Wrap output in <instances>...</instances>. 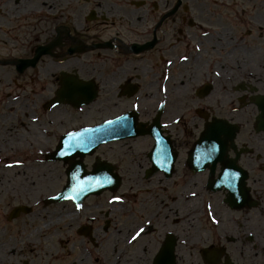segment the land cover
<instances>
[{"label":"flooded vegetation","instance_id":"af4514ba","mask_svg":"<svg viewBox=\"0 0 264 264\" xmlns=\"http://www.w3.org/2000/svg\"><path fill=\"white\" fill-rule=\"evenodd\" d=\"M70 81L84 90L69 95ZM5 83L3 103L42 138L18 148L44 152L48 175L0 203V264H264V0H0ZM217 120L237 127L199 145ZM109 121L137 136L47 159ZM96 161L118 188L49 201Z\"/></svg>","mask_w":264,"mask_h":264},{"label":"bare ground","instance_id":"6f19581e","mask_svg":"<svg viewBox=\"0 0 264 264\" xmlns=\"http://www.w3.org/2000/svg\"><path fill=\"white\" fill-rule=\"evenodd\" d=\"M5 114L7 115L9 124H6L3 129V138L7 137L8 147L12 149V153L16 154V150L14 149V140L18 143L22 142H41L42 138L37 134L35 120H30L25 123L21 121L18 117L17 109H16V101L8 100L5 105ZM7 123V121H6ZM22 150V149H21ZM25 168L19 167L17 161L7 160V162L2 165L0 171V184H3L5 190L7 192L16 193L17 189L29 187L31 182L34 181L33 174L24 170ZM39 172V173H38ZM48 175V168H44L42 165V169L37 170L36 176H44ZM40 179V178H39ZM40 181V180H37ZM2 186V189L4 190Z\"/></svg>","mask_w":264,"mask_h":264},{"label":"rangeland","instance_id":"374dc122","mask_svg":"<svg viewBox=\"0 0 264 264\" xmlns=\"http://www.w3.org/2000/svg\"><path fill=\"white\" fill-rule=\"evenodd\" d=\"M20 6H24V3L21 2ZM5 82H10V80L6 79ZM12 86L13 85H11V84L5 83L0 87V171H1L2 165H4L7 162V160L12 159L14 161H17V164L19 165L20 169L26 167L25 170L28 171V169H27V167H28V168H32L31 172L37 173V170H40V165L45 164L43 161L44 157L43 158L41 157L44 152L39 150V148H37L34 145L33 146L30 145L32 147V149H24L23 151H21L18 148V146H19L18 141L16 142V140H14V149L17 152H16V154L15 153L13 154L12 149H10L8 147L7 137H5L4 139L2 137L3 136L2 133H3V129H4L5 125L10 123L7 116H3V112L5 110V104L3 103V100H1L2 91L7 90V89L11 88ZM31 102H32V100H31ZM31 110H33V107L31 108ZM34 111H36L37 115L39 116V119L43 118V115L38 108H35ZM30 113L31 112H29V111L24 112V116H22V117L26 118V120H27L28 119L27 115H31ZM44 116H46V115H44ZM6 121H7V123H6ZM29 143L33 144V142H29ZM28 172H30V171H28ZM2 186L4 187L3 184H0V203H3V205L6 208H10V206L13 204L16 205L19 201H24V202L27 201L25 199H22L20 195L18 196L19 188L17 189L16 193H14V192L11 193L10 191L7 192V190H5V187L3 190ZM56 186L50 190L51 193L60 190V187L59 186L56 187ZM43 187H44L43 184L36 182V184H34L32 187H29V188H31L33 190L35 189V191L37 189V192H42L45 190ZM33 194L35 196V193H33ZM19 198H21V199H19ZM27 199L29 201L34 200L30 197H28Z\"/></svg>","mask_w":264,"mask_h":264},{"label":"water","instance_id":"95a60500","mask_svg":"<svg viewBox=\"0 0 264 264\" xmlns=\"http://www.w3.org/2000/svg\"><path fill=\"white\" fill-rule=\"evenodd\" d=\"M220 124V123H217ZM217 125V127L221 126ZM112 133L110 132H100L99 129H90V130H83L74 136H65L62 138L58 151L56 153L64 152L63 149L68 146V144L72 145L73 150H71L72 154L82 153L85 154L86 152H93L95 147L103 140H110L112 137ZM73 138V140H69ZM57 158H61L60 156ZM105 174L104 176H106ZM109 185L108 183H103L102 187Z\"/></svg>","mask_w":264,"mask_h":264},{"label":"snow or ice","instance_id":"6c2138e0","mask_svg":"<svg viewBox=\"0 0 264 264\" xmlns=\"http://www.w3.org/2000/svg\"><path fill=\"white\" fill-rule=\"evenodd\" d=\"M185 59H187V57H185ZM217 75H219V73H217ZM84 87L83 85H80V84H77V83H74V82H68L66 85H65V88H66V92L69 94V95H73L75 93H79V92H82L84 90ZM55 106V105H54ZM109 123H111V121H109ZM69 136H73L75 135L74 133H69L68 134ZM193 195H195V193H193ZM121 197H114L113 200L114 201H121ZM77 207L79 208L80 206L77 205ZM216 223H219V221H216ZM142 232H144V229L143 228H140L139 231L136 232V234L132 237L133 240H135Z\"/></svg>","mask_w":264,"mask_h":264}]
</instances>
